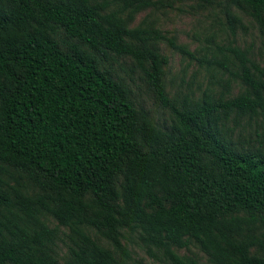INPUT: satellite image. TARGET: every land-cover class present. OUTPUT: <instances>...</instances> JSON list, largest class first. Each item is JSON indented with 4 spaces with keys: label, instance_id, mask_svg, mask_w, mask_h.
<instances>
[{
    "label": "trees",
    "instance_id": "1",
    "mask_svg": "<svg viewBox=\"0 0 264 264\" xmlns=\"http://www.w3.org/2000/svg\"><path fill=\"white\" fill-rule=\"evenodd\" d=\"M115 1L0 0V264H129L126 232L166 264H201L177 252L191 244L208 264H264V67L230 46L243 91L174 106L149 40L161 35L127 26L155 1ZM226 1L264 40V0ZM110 55L147 78L168 126L102 65ZM229 111L258 126L245 145Z\"/></svg>",
    "mask_w": 264,
    "mask_h": 264
},
{
    "label": "rangeland",
    "instance_id": "2",
    "mask_svg": "<svg viewBox=\"0 0 264 264\" xmlns=\"http://www.w3.org/2000/svg\"><path fill=\"white\" fill-rule=\"evenodd\" d=\"M91 1L106 4L109 8L116 3L115 0ZM154 1V5L133 13L127 26H151L161 35L160 38L149 40L153 41L158 53L166 58L162 66V84L172 105L178 106L183 100L199 101L205 95L213 101L224 100L243 91L237 60L228 50L230 46L245 51L258 68L264 67V40L255 20L246 10L234 7L226 0ZM126 11L121 10L120 14L125 15ZM167 38L183 50L170 46ZM102 65L128 84L134 101L148 111L154 123L169 125L170 110L159 103L147 78L133 66L128 57L110 55L103 60ZM226 121L228 126L235 129L234 133H242L243 145L244 140L248 139V131L252 132L258 127L251 119L236 117L233 111L228 112ZM63 230L66 231L65 228ZM125 235L120 241L127 251L129 264H166L157 252L150 254L135 235L128 232ZM66 242L64 236L56 241L58 255H64ZM177 252L192 254L201 264H208L203 252L194 244Z\"/></svg>",
    "mask_w": 264,
    "mask_h": 264
}]
</instances>
